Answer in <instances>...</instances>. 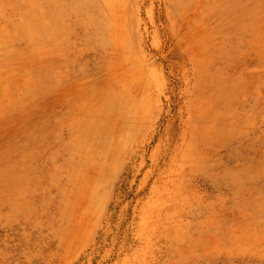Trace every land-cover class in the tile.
<instances>
[{"label": "rangeland", "instance_id": "1", "mask_svg": "<svg viewBox=\"0 0 264 264\" xmlns=\"http://www.w3.org/2000/svg\"><path fill=\"white\" fill-rule=\"evenodd\" d=\"M0 264H264V0H0Z\"/></svg>", "mask_w": 264, "mask_h": 264}, {"label": "bare ground", "instance_id": "2", "mask_svg": "<svg viewBox=\"0 0 264 264\" xmlns=\"http://www.w3.org/2000/svg\"><path fill=\"white\" fill-rule=\"evenodd\" d=\"M31 42H33V41H31ZM27 48H28V47H27ZM111 99H112V97H111ZM113 99H114V98H113ZM108 100H109V99H108ZM104 103H105V102H104ZM100 104H103V103L100 102ZM98 106H99V105H97L96 108H97ZM102 106H103V105H101V108H102ZM103 108H104V107H103ZM97 109H98V108H97ZM107 110H108V108H107ZM99 111H100V110H99ZM99 111H98V112H99ZM111 111H112V110H111ZM101 113H102V112H101ZM108 113H109V112H108ZM108 116H109V115H108ZM105 118H106V116H105ZM94 119H95V118H94ZM91 120H92V119H91ZM92 121H93V120H92ZM90 124L92 125V122L89 123V126L91 127ZM132 129H133V128H131V131H132ZM94 141H97V140H94ZM111 141H112V140H111ZM111 141H110V142H111ZM110 142H109V143H110ZM105 143H107V142H105ZM116 143H117V142H116ZM117 144H118V143H117ZM112 149H113V147H112ZM122 149H123V148H122ZM106 150H107V148H106ZM108 150H109V149H108ZM106 152H108V151H106ZM109 152H110V151H109ZM109 152H108V153H109ZM100 153H101V151H100Z\"/></svg>", "mask_w": 264, "mask_h": 264}]
</instances>
